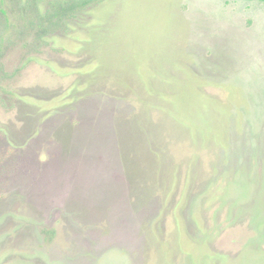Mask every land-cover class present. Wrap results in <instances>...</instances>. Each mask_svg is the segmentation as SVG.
Segmentation results:
<instances>
[{"label":"rangeland","instance_id":"374dc122","mask_svg":"<svg viewBox=\"0 0 264 264\" xmlns=\"http://www.w3.org/2000/svg\"><path fill=\"white\" fill-rule=\"evenodd\" d=\"M83 1L0 0V264H264V2Z\"/></svg>","mask_w":264,"mask_h":264},{"label":"trees","instance_id":"16d2710c","mask_svg":"<svg viewBox=\"0 0 264 264\" xmlns=\"http://www.w3.org/2000/svg\"><path fill=\"white\" fill-rule=\"evenodd\" d=\"M259 1L264 2V0H259ZM85 2H87V0L83 1L81 4L85 5V4H84ZM78 6H79V5H78ZM78 6H77V7H78ZM72 7L74 8V6H73L72 4H69V5L66 6V7L64 6V7H63V10H66V9L71 10ZM75 8H76V7H75Z\"/></svg>","mask_w":264,"mask_h":264},{"label":"crops","instance_id":"0c3cea01","mask_svg":"<svg viewBox=\"0 0 264 264\" xmlns=\"http://www.w3.org/2000/svg\"><path fill=\"white\" fill-rule=\"evenodd\" d=\"M261 21H263V20L261 19L259 22H261ZM262 28H264V26ZM263 34H264V31H263ZM251 43L254 44L255 46L259 45L258 41L255 38L251 39Z\"/></svg>","mask_w":264,"mask_h":264}]
</instances>
